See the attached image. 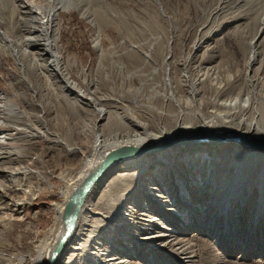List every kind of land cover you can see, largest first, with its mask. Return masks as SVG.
<instances>
[{"label": "rangeland", "instance_id": "obj_1", "mask_svg": "<svg viewBox=\"0 0 264 264\" xmlns=\"http://www.w3.org/2000/svg\"><path fill=\"white\" fill-rule=\"evenodd\" d=\"M33 1L45 14L54 5L50 0ZM72 2L81 5L83 11L89 12V16L97 19L100 29H96L77 10L56 9L57 11L52 15L53 26L59 30L57 44L63 63L69 68L70 79L77 83L82 91H87L86 94L91 96L108 99L116 106L119 116H126L127 120L134 118L140 121L146 125L147 132L152 134L171 132L178 114L176 107L170 109L171 116L166 114L161 116L158 111L163 105L154 98L150 100L145 98L137 109L132 103L133 95L141 80H147L142 89L143 94L154 92L165 94L168 75L176 77L178 93L183 96H187L188 87L193 86V82L196 81L195 99L201 100L194 104V110L205 119L212 118L213 114H222L227 123L235 127L240 121L242 124L244 121L257 120L254 108L257 112L264 113V0H72ZM7 5L3 7L0 2V33H2V36L0 35V137L9 135L11 140L6 143L0 142V151L10 149L20 156L16 163L9 165L6 162L3 166L19 169L22 174L2 179L6 192L3 191V184L0 183V189L4 194L6 193V198H0V202L5 204V208L0 211V264H21V262L31 264L29 258L36 256L39 241L41 240V244L48 241L52 230L59 226L52 205L61 201L68 183L81 169L84 162L83 155L88 153L94 141L92 134L94 125L97 124L101 128L103 122L97 123L93 112L81 113L82 120L78 122L76 112L69 113L65 108L56 110L57 103L54 96L45 89L47 80L36 75L30 60L19 56L20 62H18L13 56V48L3 43L6 38L13 40L21 27V24H16L17 21L20 23L19 7H16L18 2L8 0ZM261 28L263 30L259 34ZM256 36L258 43L252 46L250 43ZM196 42L200 44L197 51L192 53ZM149 45L155 48L159 46L163 52L168 46L173 49L169 66L157 60L156 63H150L142 68L141 72L144 75L140 78L128 80L125 67L128 55L125 51L131 47ZM15 50L19 52L16 46ZM100 53H104L105 57L109 58L113 54L112 59L117 60L118 64H124L115 88L100 82L99 73L97 75ZM192 55L195 59L186 63V59ZM157 56L162 57L163 54ZM108 60L105 58L104 62L108 64ZM253 60L255 62H251ZM72 61L75 65L71 67ZM249 62L253 64L252 67L250 65L252 71L247 70L246 66ZM81 70H84V78L79 76ZM39 87L43 88L41 97L39 90H34ZM227 102L232 105H225ZM149 106H155L156 110ZM12 108L22 113L18 114L17 119L7 115V111ZM58 118L60 121L57 122ZM184 120H187L185 124L189 126H195L200 122L199 119L184 118ZM83 124L87 128L85 133L81 132L79 135L78 132L81 131ZM114 127L116 130L117 128L123 130V126L119 123ZM69 128L72 130L71 136L65 134ZM112 130L108 128L104 132L107 134ZM69 144L80 147L81 152H70ZM191 145L209 146L210 144L199 138ZM235 146L252 150L230 142L221 143L217 147L221 148L219 151L221 152L223 148ZM177 147L178 145L174 144L171 148ZM183 152L184 150L182 154H176L177 160L188 158ZM202 152L205 154L204 151ZM156 153L158 151L146 153L142 158L149 159ZM260 153L264 155V152ZM239 156L238 162L249 167V172L246 174L248 180L252 182L256 174L261 171L264 173V168L257 167L255 161L245 158L244 152L240 151ZM227 160L230 162L236 160V155L222 158L220 163L228 164ZM260 162L263 164L262 161ZM229 165L233 167L234 163ZM190 167V163L181 166L178 162L171 167L158 166L156 170L166 176L168 184H173L175 180L178 185L179 183L183 185L187 178H191L187 172ZM211 171V165H208L204 167L202 175L195 173L192 177L198 175L197 184L203 186L205 178ZM227 172L226 168L221 170V173ZM15 188H21V191H14ZM259 189L264 190V183L254 189L255 194L251 197L249 195L247 211L243 218L245 223L250 222L254 210L253 203L258 199ZM183 192L182 190V194ZM13 199H23L22 212L14 211L11 205L7 207L6 204H10ZM195 204L198 207L200 205V203ZM128 206L129 203L126 204V208ZM101 207L104 208L103 203H98V208ZM116 224L119 222L113 223L114 226ZM262 224L261 222L256 226L258 231H262ZM248 228L249 224L246 225L247 230ZM192 234L194 232H189L188 236ZM201 242L195 241L200 247ZM260 254L261 252H257L254 258L248 260V264H253L252 262L260 258ZM90 257L94 256L90 255ZM141 257L144 260L135 257L133 260L135 264L136 262L149 264L148 261H152L146 260L144 256ZM261 259L259 261L262 263L256 262V264H264V258ZM176 260L174 259V262L179 264ZM230 260L231 264H235V256ZM207 264H213V261L207 260Z\"/></svg>", "mask_w": 264, "mask_h": 264}, {"label": "bare ground", "instance_id": "obj_2", "mask_svg": "<svg viewBox=\"0 0 264 264\" xmlns=\"http://www.w3.org/2000/svg\"><path fill=\"white\" fill-rule=\"evenodd\" d=\"M14 1L18 2L16 7H19L20 23L17 21L16 24H21V27L13 40L6 38L3 43L13 48V56L18 62H20L19 56L30 60L36 75L47 80L45 89L54 96L57 103L56 110L65 108L69 113L76 112L78 122L82 120L81 113L93 112L97 123L103 122L101 128L97 124L94 125L92 130L94 141L88 153L83 155L84 162L81 169L68 183L67 189L61 196V201L52 205L59 226L52 230L48 241L42 244L41 240L39 241L36 256L29 258L31 264H73L74 262L77 264H84V262H88L87 264H135L133 260L136 256L142 260L144 258L141 256H144L146 260H152L148 261L149 264H176L174 259H177L176 262L179 264H207V260L213 261V264H231L230 258L234 256L235 264H248V260L254 258L257 252H261V256L252 263H262L259 260L264 258V190L259 189L258 199L253 203L254 210L250 222L245 223L243 218L247 211L249 195L251 197L255 194L254 189L263 185L264 173L261 171L256 174L251 182L246 176L249 167L238 162L237 159L240 158L239 154L242 151L245 158L255 161L254 164L263 169L264 155L260 152L264 151L237 143L234 145H241L252 150L235 146L223 148L221 153L219 152L221 148L217 147L221 145L219 141L208 142L209 146L191 144L199 138L213 136L222 139L250 138L264 143L263 111L257 112L253 107L257 120L244 121L242 124L240 121L237 126L231 127L222 114H213L212 118L205 119L194 110V104L196 105V102L201 100L195 99L196 81L193 82V86L188 87L187 96H183L178 93L174 75L172 77L168 75L166 78L167 92L165 94L159 92L143 94L142 89L147 80H141L133 95L132 103L135 109L145 98L148 100L154 98L163 105L158 111L161 116L165 114L171 116L172 107L178 109L175 127L171 132L149 133L145 124L134 118L127 120L126 116H119L116 106L108 99L86 94L87 91H82L81 87L68 75L69 68L64 65L57 44L59 30L53 26V13L57 11L56 9L77 10L96 29H100L97 19L96 21L89 16V12L83 11L81 5L78 6L72 0H50L54 5L47 14L42 12L33 0ZM0 2L3 7L8 6V0H0ZM262 30L263 28L260 29L259 34ZM0 35L2 36V33ZM257 39L258 36L253 38L250 44L256 46ZM199 44L200 42L195 43L192 53L197 51ZM15 46L19 52L15 50ZM131 48L125 51L128 55L125 65L128 80L144 75L141 70L150 63H156L159 60L169 66L172 59L170 54L173 49L170 46L164 52L159 46L155 48L153 45ZM158 54H163V56L158 57ZM112 56L114 55L112 54L109 58L105 57L104 53L99 54L100 65L97 67V75L99 73L101 83L110 84L111 88H115L116 80L120 78L124 64H118ZM105 58L109 59L108 64L104 62ZM192 59H195L193 55L189 56L186 63H190ZM251 62L246 66L248 71H252ZM71 63V67L75 65L74 61ZM128 68L131 70L129 71ZM79 76L84 78V70H81ZM42 89L34 88V90H39L40 97ZM225 105L232 104L227 102ZM149 108L156 110L155 106H149ZM18 114L22 113L17 109L12 108L7 111V115L16 119ZM184 118L199 119L200 122H197L195 126H189L185 124L187 120ZM58 121H60L59 118ZM117 123L123 126V130L120 128L116 130L114 126ZM86 128L87 126L83 124L78 134L85 133ZM108 128L113 130L106 134L104 131ZM140 129L142 131H139ZM65 134L71 136V128L66 130ZM10 140L9 135L0 137L1 143ZM60 142L67 145L63 141ZM174 144L178 145L176 149L171 148ZM124 146L164 148L149 159L142 158L145 153H139L109 166L84 197L71 234L60 246V241L66 232L64 214L70 197L101 165L109 152ZM80 150V147L69 144L70 152L79 153ZM183 150V154L188 158L177 160L176 154ZM234 155H236V160L232 162L227 160L228 164L220 163L222 158ZM19 159L20 156L13 150L0 151V163H2L0 164V183L3 184V191L6 189L2 179L22 174L19 169L6 168L3 165L6 162L12 165ZM178 162L181 166L190 163L191 167L187 172L191 178H187L183 185L180 183L178 185L175 180L170 185L166 176L156 170V167L161 165L171 167ZM229 163H234V166L231 167ZM208 165H211L212 171L205 178L204 185L200 183L198 185V175H202L204 167ZM224 168L228 170L225 174L221 173ZM195 173L198 175L193 178ZM8 188L12 191L10 187ZM3 191L0 189L2 193L0 198H6V193L4 194ZM14 191H21V188H15ZM207 196L210 198L208 199ZM98 203H103L104 208H98ZM127 203L130 206L126 208ZM195 203H200L199 207ZM6 205L7 207L11 205L14 211L22 212L23 199H13L10 204ZM4 208L5 204L0 202V211ZM114 222H119V224L114 226ZM261 222L263 223L262 231H258L256 226ZM247 224H249L248 230L246 229ZM189 232H194V234L188 236ZM197 240L202 241L201 247L195 243ZM91 250L95 251L91 252ZM54 254L56 255L52 261ZM136 264L140 263L136 262Z\"/></svg>", "mask_w": 264, "mask_h": 264}, {"label": "water", "instance_id": "obj_3", "mask_svg": "<svg viewBox=\"0 0 264 264\" xmlns=\"http://www.w3.org/2000/svg\"><path fill=\"white\" fill-rule=\"evenodd\" d=\"M205 143H215V142H221V143H242L244 146H250V147H256L262 151H264V143L261 141L253 140V139H246V138H240V137H230V138H218V137H207L202 139ZM164 147H156V146H147L142 148H135L130 146H124L120 147L118 149H115L111 152H109L106 155V158L101 163V165L92 172L83 182L82 186L77 189V191L70 197V200L66 206L65 214H64V223L66 225V232L64 236L62 237L60 241V246L62 243L68 238V236L71 234V231L74 226V222L78 217L79 209L82 204V201L84 200V197L89 192L92 185L100 178L101 175L104 174V172L107 170L109 166L112 164L122 161L126 158H131L136 156L139 153H149V152H157L159 150H162ZM55 255H53L52 261L55 258ZM51 261V262H52Z\"/></svg>", "mask_w": 264, "mask_h": 264}]
</instances>
